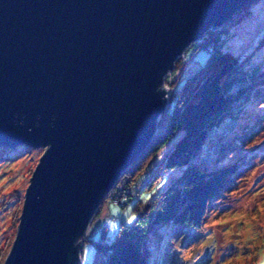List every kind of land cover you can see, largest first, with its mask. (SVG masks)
Here are the masks:
<instances>
[{
  "label": "water",
  "instance_id": "water-1",
  "mask_svg": "<svg viewBox=\"0 0 264 264\" xmlns=\"http://www.w3.org/2000/svg\"><path fill=\"white\" fill-rule=\"evenodd\" d=\"M245 0H0V144L44 146L2 264H78L99 200L156 131L175 57Z\"/></svg>",
  "mask_w": 264,
  "mask_h": 264
},
{
  "label": "rangeland",
  "instance_id": "rangeland-1",
  "mask_svg": "<svg viewBox=\"0 0 264 264\" xmlns=\"http://www.w3.org/2000/svg\"><path fill=\"white\" fill-rule=\"evenodd\" d=\"M214 29L216 43L235 59L242 58L230 72V82L264 68V0H245ZM198 39L179 53L185 62L166 71L164 109L184 75L204 65L213 47L198 46ZM254 89L237 93L231 86L226 91L229 100L210 119L208 134L194 156L206 163L234 162L237 167L199 227L150 218L149 202L159 199L187 167H165L164 144L131 179L119 175L101 198L82 234L78 264H103L107 253L96 242L109 241L121 223L128 226L148 264H264V88ZM161 112L156 128L167 120V112ZM43 150L41 145L0 144V264L15 235L25 186Z\"/></svg>",
  "mask_w": 264,
  "mask_h": 264
},
{
  "label": "trees",
  "instance_id": "trees-1",
  "mask_svg": "<svg viewBox=\"0 0 264 264\" xmlns=\"http://www.w3.org/2000/svg\"><path fill=\"white\" fill-rule=\"evenodd\" d=\"M217 30L215 32L214 27H208L198 39V46L210 49L213 45L204 65L184 75L172 93L169 106L161 112H167L165 124L156 129L142 150L119 174H126L125 181L131 179L142 168L144 162L164 144L165 167L187 165L179 179L159 199L149 202L150 218L153 220H171L181 225L199 227L212 199L220 190L226 188L237 172L234 162L206 163L194 156L199 153L208 134L210 119L216 117L229 100L226 98V91L231 86L237 93L249 88H255V92L263 89L264 68L254 72L247 79L237 78L230 82L228 76L242 58L235 59L230 50L221 48L216 43ZM184 62L178 54L174 59L173 69L169 70H174L177 64ZM163 80L161 84L166 89ZM96 246L107 253V259L103 264H148L146 257L128 234V226L123 223L109 241L96 242Z\"/></svg>",
  "mask_w": 264,
  "mask_h": 264
},
{
  "label": "built area",
  "instance_id": "built-area-1",
  "mask_svg": "<svg viewBox=\"0 0 264 264\" xmlns=\"http://www.w3.org/2000/svg\"><path fill=\"white\" fill-rule=\"evenodd\" d=\"M84 232V231H83Z\"/></svg>",
  "mask_w": 264,
  "mask_h": 264
}]
</instances>
